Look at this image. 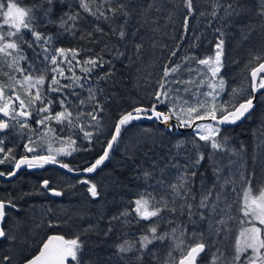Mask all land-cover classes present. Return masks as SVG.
I'll use <instances>...</instances> for the list:
<instances>
[{
  "label": "snow or ice",
  "instance_id": "obj_1",
  "mask_svg": "<svg viewBox=\"0 0 264 264\" xmlns=\"http://www.w3.org/2000/svg\"><path fill=\"white\" fill-rule=\"evenodd\" d=\"M49 6L43 8L44 15L47 17L52 12L51 5L53 0H45ZM184 6L187 9V15L184 17V29H188V19L194 13L193 0H183ZM79 8L87 12L89 16L94 18L92 31H87L81 34L82 40H88L90 43H98L96 33L101 36L114 35L123 41L127 36V26L132 17V9L134 0H78ZM5 5L0 2V10ZM153 7L152 4L148 5ZM213 10L211 15L215 18L219 9L223 8L228 17L237 14L243 7L239 0L230 2L224 6L220 0H215L212 5ZM7 10L3 11L5 17L3 24H0V75L7 78L8 81L14 83H5L0 81V134L6 132L10 128H19L21 133L24 129L33 131V136L27 137V142L24 143V154L17 158L13 148L5 150V140L0 137V165L11 164L10 170L0 171V177H15L22 167L28 169L43 168L45 165L58 164L60 168L66 169L69 173H94L107 159L110 157V152L114 149L122 136V131L126 129L133 121L147 119L149 121H158L164 125L169 131L180 128H190L194 132V137L198 141H203L201 145L194 138L192 155L187 157V163L183 166L173 165L178 172L175 182L165 183L163 178L157 181L158 185L167 188L170 191L160 194L159 197L153 195L152 192H144L132 201L134 208L131 210L140 220L152 221L148 228L144 230L137 239L129 241L123 240L116 244L117 253L123 254L135 251L138 255L135 257L137 261H141L145 255H151L153 260L160 264L159 258L155 252L149 251V245L156 241L163 243L170 241V251L167 258L162 264H197V257L205 251L207 242L203 233L193 232L191 237H188L182 228L179 226L171 228V231H159L160 223L166 217L164 213L175 215H187L190 222L195 223L193 219L199 214L200 219L204 220L205 211L208 212L209 232H219L220 228L216 225H223L225 221L215 220V214L219 207V201L223 192H217L215 200L211 199L213 191L217 187L214 183L212 188L205 189L201 185L199 202L196 201V190L194 188V178L202 173L198 172V168L204 161L205 156L210 161V167L213 169V174L219 179L221 168L219 167L216 155L218 152L231 151L232 155L239 156L243 147L239 150L228 149V138L222 137L223 125L235 124L246 115L250 114L254 108V100L258 93L264 92V57L256 56L249 62L250 80L245 79L239 88H233L231 98L223 100L221 93L225 91V79L219 75L223 67L224 56V33L220 32V37L215 44L214 55L206 56L202 59L194 55H186L183 59L185 62L195 61L196 64L203 66L201 69H189L196 71L197 76L202 78L199 80V85L207 84L210 89L208 92L199 93L197 96H202L205 99H196L195 104L190 103L180 95H173L172 90L166 85L169 84V77L179 71L181 65L165 64L163 68V76L159 81V88L151 93L153 98L148 104H140L133 106L130 110L122 111L114 124V131L110 133V139L106 141V147L103 148V154L95 159L94 163L84 166L82 169H77L67 163L58 160L59 156H70L73 152L87 149H80L77 146V138L72 135L67 137L56 136V129L52 126L54 121L56 124L67 125L69 129L79 126L80 132L83 133V138L92 143L94 133L86 130V127L80 123L82 117H90L91 123L87 127L100 129L101 117L99 113L103 112V107L96 101V92L92 88L88 89L89 95L86 100L81 99L80 105L86 102L95 103L91 112H82L71 110L72 104L69 101V94L77 96L75 88H84V81L88 80L92 73L98 69L104 68L105 64L110 63L104 59L103 53L108 51L113 54V59H119L124 53L119 48L105 44L100 52L92 54L90 48H71L54 47L53 37L41 33L36 16L35 8L23 9L17 7L16 3L9 2L6 5ZM147 10V9H146ZM203 15V13H202ZM258 15L264 16V4L261 5ZM84 19L80 11H69L63 13L59 20L49 18L48 23L55 24L59 29L66 32H75L80 28V22ZM122 20V23L120 22ZM100 22L107 23L110 28V33H105L100 27ZM5 26L8 31H4ZM14 29V30H13ZM30 32L32 40L25 39V32ZM27 44L28 48L34 50L38 58L42 57L41 63L44 64L43 70L34 68L32 65L26 70L20 65V61L26 60L27 57L23 53V45ZM195 47V45H193ZM39 49V51H36ZM137 52L140 51L141 45H136ZM81 52L86 55L80 59ZM176 52H172L175 56ZM3 57L9 59L4 60ZM73 61L75 63H73ZM7 65L9 69H14L22 79L16 75L3 71V66ZM246 66V67H249ZM79 69L83 76L77 75L75 69ZM204 69L207 70L205 73ZM48 73H51L49 78ZM70 73V75H67ZM210 74V75H209ZM113 76V70H109L97 77V80H107ZM62 80H67L69 83H61ZM195 80L188 81L172 80L175 84L194 83ZM68 90H71L70 92ZM21 91L23 94H21ZM185 92L189 89L185 88ZM68 92V94H66ZM180 89H176L179 93ZM52 93L56 96L50 95ZM210 98V99H208ZM59 103L60 111H55L54 106ZM160 105H167V111L159 110ZM35 120L36 129H32L31 120ZM176 123L173 124L172 121ZM63 131V128L60 129ZM49 133L53 135L49 137ZM264 135V132H262ZM47 141L45 150L44 141ZM38 141L40 143H38ZM59 143V147L53 148V143ZM155 143V141H153ZM261 146H264V140L261 141ZM176 147L182 148L183 145L177 143ZM211 149L207 154L202 150L204 148ZM30 154V155H29ZM238 161H229V166L234 167ZM182 169V170H181ZM152 172L144 171L145 179L152 176ZM236 173H233L235 175ZM239 179L245 181L244 172L241 171ZM247 187L243 188V205L240 211L243 213L245 220L240 223H247L249 227H243L236 238L235 255L231 260H223L221 264H264V186L259 189V195H253V186L251 180L245 181ZM78 183L87 185V192L93 198L99 195L98 186L88 178H83ZM234 183L231 179H225L224 184ZM52 195L61 196L62 190H56L50 187L49 180L45 179L41 186ZM75 187V185H70ZM223 188V185H220ZM231 207V205H229ZM7 209H17L15 198H0V225L5 221L8 215ZM130 212L125 209L120 213V216L127 217ZM155 218V219H153ZM119 219V217H113ZM171 223V221H169ZM91 231V228L85 229V232ZM112 229L109 228L108 232ZM105 233V235L108 234ZM0 238H8L14 240L15 237H7L5 229L0 226ZM84 241L80 239V235L73 238H65L63 235H49L40 244L38 252L31 255L30 258L24 260V264H69V261L74 264H82L81 256L83 252ZM138 245V247H137ZM251 250V254L241 259L243 253ZM179 253L178 261L174 253ZM223 255V254H221ZM220 257L214 254L213 264H216ZM11 258L7 255L3 256L2 261L9 262Z\"/></svg>",
  "mask_w": 264,
  "mask_h": 264
},
{
  "label": "trees",
  "instance_id": "obj_2",
  "mask_svg": "<svg viewBox=\"0 0 264 264\" xmlns=\"http://www.w3.org/2000/svg\"><path fill=\"white\" fill-rule=\"evenodd\" d=\"M3 1L14 2L23 9L35 8L39 23L38 30L53 37L54 47L66 49L90 48L93 50L92 54H94L100 52L105 44H108L110 48L115 46L124 53L119 59H113V54L105 51L103 53L104 59L110 61V63L105 64L104 68L93 72L91 77L84 81L83 89L79 87L74 89L79 94V98L69 94L73 112L79 111V106H88L87 111H91L92 106H95L94 102H86L84 105H80L79 101L87 99L89 88L98 89L96 101L103 107V112L99 113L101 117L100 129L97 130L100 142L103 139L106 142L110 137L111 117L108 103L111 97L115 98L114 113H118L119 108L126 102H129V107L132 108L141 103L148 104L153 100L151 93L159 88L160 80L150 89L144 84L148 79L146 74L154 67L155 58L156 60L159 59V68L163 71L165 64L171 66L176 62L178 64L182 63L184 56L189 53V55L195 54L197 57L208 56L207 53L197 50V47H200L203 43H217L220 37V34H214L215 31L211 29L209 30L210 37H207L206 40L200 39L197 34L192 32L188 39L183 41L182 38H179L180 33L177 32L175 41H168V45L166 43V49L163 48L162 52L158 49L155 50L153 48L155 39L151 32L155 23L151 22L156 20L154 15L156 9L155 7L149 8L148 5L156 6L157 1L134 0L133 14L126 29L127 36L125 40L121 41L118 36L114 35L101 36L100 33H96L99 42L93 44L88 40L81 39L82 33L92 31L95 21L87 12L79 8L78 0H53L51 5L52 12L47 17L42 10L49 7L45 0ZM214 2L215 0H193L195 11L190 17L201 16L207 18L204 20L206 23L225 24V30H221L219 27L217 29L224 33L223 70H221V73L227 84L225 96L230 99L232 89L239 88L246 78L249 79L248 72L251 66H254V64L249 66V62L253 57H264V16L258 15L264 0H239L243 7L237 14L228 17L223 8H221L215 18L211 15ZM220 2L227 6L228 3L234 2V0H220ZM180 7L182 10H180L179 17L182 21L187 15L183 0H181ZM69 11H80L82 13L84 19L80 22L79 30L66 32L59 29L57 25L47 22L49 18L58 21L63 13ZM120 22L122 23V20ZM100 27L104 29L105 33L111 32V28L107 23L100 22ZM25 39L28 41L33 39L30 32H25ZM182 43L188 47H193V45L195 47L188 50L180 49L179 47ZM137 44L141 45L139 52L136 49ZM162 45L164 46L163 42ZM23 51L27 59L20 61V63L29 66L34 65V68L43 70L42 57L38 58L34 50L28 48L27 44L23 45ZM36 51H39V49H36ZM172 52H176V55L172 56ZM85 55V52H81L79 58L83 59ZM73 63L75 62L73 61ZM109 68L113 70V76L110 79L98 81L97 77L107 72ZM75 71L77 75H84L78 68ZM67 75H70V73H67ZM48 76L50 78L51 73H48ZM61 83H69V81L62 80ZM68 91L70 92L71 90ZM50 95L56 96L57 94L52 93ZM59 107L57 102L54 110L57 111ZM149 128L146 126V128L143 127L141 129H148V133L151 130L150 134H152V137L157 136L155 143L143 142L133 151L125 149L124 143H122L123 147L120 150L116 148L113 153L114 163L101 167L107 170L106 176L110 178V184L108 185L110 187L100 196L99 200L93 201L89 198H83L76 201L73 199L66 204V213L68 214L64 215L65 227L59 229V233L69 239L80 235V239L84 241L81 256L82 264H157V261L153 260L151 255H145L141 261H137L135 257L138 254L135 251L119 254L115 246L125 239L129 241L137 239L152 223V221L140 220L131 211L134 208L132 201L144 192H152L153 195L159 197L160 194L170 191L167 188L160 187L157 181L161 178L165 180L166 184L176 181L178 172L173 165H185L189 155L194 158L192 141L195 137L193 130L173 135L167 131H160L155 127ZM262 132H264V92L258 93L254 110L241 123L222 127V137L228 138V149L239 150L242 146L243 150L240 155H232L231 151L217 153L216 160L221 168L219 179L213 174L207 155L198 168V172L202 173L203 177L198 175L194 178L195 203L199 202L202 184L205 189L212 188L214 183L217 184L211 197L213 200H215L217 192L224 193L220 198L219 207L215 214L216 221L221 219L225 221L223 225H216V227L220 228L219 232H209V220L211 217H208L206 210L200 211H205L207 218L201 220L199 214H197L193 218L195 223L190 222L187 215L164 213L166 219L160 223V232L171 231V228L179 226L188 237H191L193 232L205 235L207 245L199 259V264H213L214 254L220 257L216 264H221V261L225 259L231 260L235 255L236 238L239 236L238 234L243 226L247 224L240 223L241 220H245V217L239 210L243 205V188L247 187L245 181L251 180L253 194L259 192L260 187L264 186V146H261L264 135H262ZM195 139L199 144H204L203 141H198V138ZM177 143L182 144L183 147L178 149L176 147ZM202 150L206 154L211 152L210 147ZM230 160L238 161V163L234 167H230ZM144 171H150L153 174L145 179L143 176ZM241 171L244 172L245 181L239 179ZM233 173L236 174L233 175ZM226 178L231 179L234 183L224 184ZM220 185H223V188ZM81 205L82 208H78ZM125 209L130 212V215L127 217L120 216V213L124 212ZM75 214H80V216L70 218L69 215ZM113 217H119V219H113ZM89 228H91V231L85 232V229ZM109 228L112 229L111 232H108ZM106 232H108L107 235H105ZM36 234L37 232H34V238H32V235L30 237H20L13 247L14 251L18 253L28 251L29 244L27 243L30 242L32 249L35 250L38 245ZM23 241H25L24 244ZM149 251L155 252L160 264H162L170 251V241L166 240L163 243L156 241L149 245ZM174 255L178 261L179 253H174ZM248 255H250V251L243 253L241 259H245ZM0 264L9 263L1 261ZM10 264L19 263L11 262ZM69 264H74V262L69 261Z\"/></svg>",
  "mask_w": 264,
  "mask_h": 264
},
{
  "label": "flooded vegetation",
  "instance_id": "obj_3",
  "mask_svg": "<svg viewBox=\"0 0 264 264\" xmlns=\"http://www.w3.org/2000/svg\"><path fill=\"white\" fill-rule=\"evenodd\" d=\"M0 1L3 2V4L5 5L4 9H7L6 5L9 2H11V1L4 2L3 0ZM206 19H207L206 17H201V16L189 17L187 31H185L184 29V19H183L181 21V27L178 31L180 33L179 38H182L183 41L187 40L190 33L193 32L197 34L200 39L206 40L207 37H210L209 30L213 29L215 31L214 34L217 35L220 34V32H217L218 27L221 30H225V24L206 23L204 21ZM3 20L4 18L0 15V24H3ZM8 30H9L8 27L5 26L4 31L6 32ZM215 44L216 42H213L211 44L203 43L202 45H200V47H197V50L207 53L208 56L214 55L216 50ZM179 48L180 49L184 48L188 50L193 47H188L186 44L182 43ZM20 65L25 69L27 68L29 69V65H24L22 63H20ZM32 66L34 67V65ZM3 71L9 72L10 74L16 75L17 78L22 79V77H20L18 73H15L14 69H9L6 64L3 66ZM0 81H3L5 83H14L8 81L7 78L4 77L3 75H0ZM226 88H227V84H226ZM225 93L223 94V98H226ZM21 94H23L22 91ZM114 100L115 98L111 97L108 103V109L110 110L109 113L111 117L110 133L114 131V124L119 114L124 110L131 109L129 107V102L128 103L126 102V104L124 103V105L121 108H119L118 113H114ZM60 110L61 109L59 107L57 111ZM78 110L82 112L92 111V110L87 111L88 106H79ZM159 110L167 111V106L160 105ZM89 120L90 117L84 116L82 117L80 123L86 127V130L92 131L94 133L92 143H89L88 140H85L83 138V133L80 132L79 126L69 129L66 123L65 125H60V124H56L54 121L52 122V126L56 129L55 132L56 136L67 137L69 135H72L74 139L79 137V139L77 140V146L80 149H87V150H80L73 152L72 155L70 156H59L57 157L58 160L62 161L63 163H67L74 168L82 169L84 166L94 163L95 159H97L102 154L103 148L106 147V142H104L105 139H103L100 142L97 135V129L92 127H87V125L91 123ZM30 123L32 125V129H36L35 120L34 119L31 120ZM146 126L150 128L155 127L158 128L160 131L163 132L167 131L173 135H176L177 133L183 131H192V129H188V128L181 131H178L177 129L173 131L165 130L162 126L159 125L158 121H149L147 119H142L140 121H133L129 126L126 127L125 130L122 131V138H120L114 149L110 152L109 159H107L102 164V166H100L94 173L85 174V175L71 174L67 172L65 169L60 168L59 166L50 164V165H45L43 168H34V169H28L25 166L22 167L21 170H19L18 174L15 177H0V198H8V197L15 198V203L18 206V210L7 209L8 215L5 218L4 223L2 224V227L5 229L7 233V237H15V239L14 240H10L8 238L0 239V262L2 261L3 256L7 255L11 258L10 262H16L20 264L26 258H29L31 255L38 252L41 242L45 240L47 236H49L50 234L62 235L59 233V229H63L65 227V219H64L65 213L63 210H66V204L68 203V201L73 199L78 201L83 198H89L90 200L93 201H96L98 199V196L96 198H93L91 194L87 192V187H88L87 185L78 183V181L83 178H88L92 182L97 184L99 191L100 181L104 179V177L107 174L106 173L107 170L101 167L103 166L106 167L114 163L113 153L116 148L118 149L120 146L123 147L121 141L125 136L129 135V133L132 131L141 130V128L143 127L146 128ZM61 128H63V131H60ZM52 135H53L52 133H49V137H51ZM28 136H33V139L36 138L33 131L29 129H24L23 133H21L18 126L17 128H10L6 130L5 133L0 134V137H2L5 140V144H4L5 150H7L8 148H13L16 152L17 158H19L20 155L24 154L23 145L25 142H27ZM49 137H46L44 141L45 150L47 148V141ZM38 143L40 142L38 141ZM59 146L60 145L58 142L52 144V147L54 149ZM0 158H2V154H0ZM11 168H12L11 164L0 165V171L6 169L10 170ZM45 179L49 180L51 188H54L56 190H62L63 194L61 196H55L52 195L51 192L40 187ZM70 185H75V187H70ZM34 232H37L36 240L38 243L37 248L35 250L32 249L30 242L27 244H29L28 248L31 250L28 249V251L26 252L24 251L22 253H16V254L13 251H11L20 237H25V236L30 237V235H32V238H34ZM24 243L25 241H23V244ZM202 253L199 255L200 257ZM198 257H197V264H199L200 261L199 260L200 257L199 258Z\"/></svg>",
  "mask_w": 264,
  "mask_h": 264
},
{
  "label": "rangeland",
  "instance_id": "obj_4",
  "mask_svg": "<svg viewBox=\"0 0 264 264\" xmlns=\"http://www.w3.org/2000/svg\"><path fill=\"white\" fill-rule=\"evenodd\" d=\"M156 1H157L156 6L155 5L153 6L156 9V11L154 13V15L156 16V18H155L156 20H155V22H154V20L151 22L153 24L155 23L153 28L151 29V32L153 34V38L155 39L153 41V48H155V50L158 49L160 52H162L163 48L166 49V43H167V45L169 44L168 41H170V42L175 41V37L177 35V32L179 31V29L181 27V18L179 16H180V10H182V8L180 7L181 0H156ZM17 7H19V6L17 5ZM6 10L7 9H4V8L2 10H0V15L4 19H5V17L3 16V11H6ZM215 24H218V23H215ZM162 42L164 43V46L163 45L161 46ZM194 56L197 57V55H195V54H194ZM204 57H206V55L203 57H197V58L202 59ZM3 59L7 60L9 58L3 57ZM158 61H159V59L156 60V58H155V63L153 64L154 67L146 74V77H148V79L146 78L147 80L145 81L144 86L148 87V89L152 88L163 76V71L160 70V68H159L160 65L158 64ZM174 64H178V63L176 62V63H173V65ZM179 64L181 65L179 71L176 72L173 76L168 78L170 82L168 85H166V87H168L172 90V93L174 96L178 94L193 104H195L196 99H205L202 96H197V92L204 93V92L210 91V89L207 87L206 83L204 85H199V80L202 77L197 76L196 71H191V72L189 71V69H194V70L195 69H201V68H203V66L196 64L195 61H188V62L183 61L182 63H179ZM221 70H223V67L221 68ZM204 71H205V73L207 72L206 69H204ZM219 75L224 78V76L222 75L221 72L219 73ZM191 79H194L195 82L194 83H188V84L171 83L172 80L188 81ZM177 88L180 89L179 93H176ZM185 88L189 89V91L185 92L184 91ZM225 91H226V84H225ZM225 91L221 93V98L223 100H228L229 97L223 98V94L225 93ZM208 99H210V98H208ZM150 133H151V130L148 133V129L147 130H144V129L136 130L133 133L125 136L122 139L121 143H124L125 149L133 151L135 148H137L143 142L153 143V141H156L155 139L157 138V136L152 137V134H150ZM121 148H122V146H120L118 149L120 150ZM109 179L110 178L107 176V177H104V179H102L100 181L99 191H98L99 195H98L97 200H99L100 196H102L105 193V191L107 190V188L110 187V186H108L110 184ZM253 195H259V192H257L256 194H253ZM78 208H82V205H81V207L79 206ZM63 211L65 214H68V213H66V210H63ZM69 216H70V218H76V217H79L80 214L69 215ZM249 226H250L249 224H246L243 227H249ZM257 226L264 228V226L259 225L258 222H257ZM11 251H13L15 254L18 253L16 251H14V249H12ZM248 251H250V254H251V250H248ZM7 263H9V262H7ZM258 264H259V262H258Z\"/></svg>",
  "mask_w": 264,
  "mask_h": 264
},
{
  "label": "water",
  "instance_id": "obj_5",
  "mask_svg": "<svg viewBox=\"0 0 264 264\" xmlns=\"http://www.w3.org/2000/svg\"><path fill=\"white\" fill-rule=\"evenodd\" d=\"M255 66V65H254ZM249 73H250V70H249V72H248V77H249V80H250V75H249ZM258 95V94H257ZM256 99H257V97H256ZM256 99L254 100V108H255V106H256ZM254 108H253V110H254ZM252 110V111H253ZM251 111V112H252ZM249 115V114H248ZM248 115H246V117L248 116ZM245 117V118H246ZM245 118H242L240 121H238V122H236L235 124H239V123H241ZM172 123L173 124H175L176 123V121L175 120H173L172 121ZM235 124H229V125H223V126H221V127H229V126H233V125H235ZM159 125L160 126H162L165 130H168V129H166L165 127H164V125L163 124H161L160 122H159ZM185 128H180V129H177L178 131H181V130H184ZM188 129H190V128H188ZM102 154H103V152H102ZM101 154V155H102ZM52 165H56V166H59L58 164H52ZM102 166V165H101ZM66 170V169H65ZM67 171V170H66ZM68 172V171H67ZM71 174H87V173H71ZM0 226H2V225H0ZM50 235H57V234H50ZM1 239V238H0ZM201 254V253H200ZM31 257V256H30ZM29 257V258H30ZM20 264H24V261L23 262H21Z\"/></svg>",
  "mask_w": 264,
  "mask_h": 264
},
{
  "label": "bare ground",
  "instance_id": "obj_6",
  "mask_svg": "<svg viewBox=\"0 0 264 264\" xmlns=\"http://www.w3.org/2000/svg\"><path fill=\"white\" fill-rule=\"evenodd\" d=\"M135 8H136V6H135ZM37 223H38V222H37ZM11 244H12V243H11ZM199 257H200V256H199ZM199 257H198V258H199Z\"/></svg>",
  "mask_w": 264,
  "mask_h": 264
}]
</instances>
